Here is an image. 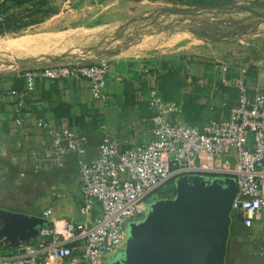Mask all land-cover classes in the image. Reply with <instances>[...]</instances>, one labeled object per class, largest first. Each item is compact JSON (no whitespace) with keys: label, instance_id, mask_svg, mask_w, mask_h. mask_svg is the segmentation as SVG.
Segmentation results:
<instances>
[{"label":"crops","instance_id":"0c3cea01","mask_svg":"<svg viewBox=\"0 0 264 264\" xmlns=\"http://www.w3.org/2000/svg\"><path fill=\"white\" fill-rule=\"evenodd\" d=\"M69 1L61 0L62 4ZM74 1H77L74 7L63 9L59 6L48 17L71 15L73 23L70 25L68 20L61 27H50L33 34V38L37 36V51L24 66L36 64L39 67L70 61L65 58L55 60L52 55L61 46L58 38L63 40L70 34L75 44L91 50L90 56L83 58L88 61L107 60V99L101 102L91 98L87 82L78 78L57 81L37 79L33 89L27 91L16 69L0 74V209L34 215L46 221L42 212L49 208L53 217L90 224L97 212L92 210L86 216L79 213L82 193L75 154L65 153L57 159L50 137L36 125V121L40 119L53 126H65L81 136L83 156L87 159L98 155V143L102 136H131V147L141 145L149 137L151 110L147 106V95L151 88H155V72H162V62H166L167 66L176 63L183 68L185 82L193 83L191 86L198 90L197 101L208 109L206 119L190 124L200 126L210 120L226 118L235 101L233 85L236 80L233 83L228 79L211 82L204 75L197 77L189 74V67L194 68L199 65L197 62L207 60L202 59V55L206 54L191 47L192 43L196 45L200 41L188 28L194 30L211 25L223 30V26L236 23L226 22L225 16L240 15L242 12L264 16V3L251 8L248 0H217L209 5H190L172 0ZM191 14L194 16L192 20L187 18ZM172 17L178 20L167 25L181 27L173 28L179 33L167 38L172 49L158 55L151 53L154 48L150 40L153 34L149 33L152 32L151 23L154 19L170 20ZM165 23L161 22L162 25ZM183 30H187L188 34ZM204 39L215 46L227 45L225 37H218L216 41ZM23 41L25 44L24 36ZM186 47L190 50H185ZM156 61L159 63L156 64ZM18 62L14 61V64ZM217 82L230 91L217 90ZM247 87L249 90L264 88V71L257 73ZM63 105L68 106L66 115L61 113V109L65 108ZM177 105L180 107V104ZM18 110L20 114H17ZM18 115L20 122L16 123ZM169 120L189 123L183 119L181 108L179 113L169 115ZM34 238L29 243L34 242L37 236ZM25 244L20 242L11 246L9 241L1 239L0 256L18 254L19 248ZM48 264L61 263L49 260Z\"/></svg>","mask_w":264,"mask_h":264},{"label":"built area","instance_id":"2783aa9c","mask_svg":"<svg viewBox=\"0 0 264 264\" xmlns=\"http://www.w3.org/2000/svg\"><path fill=\"white\" fill-rule=\"evenodd\" d=\"M17 72L27 91L37 79L78 78L87 82L91 98L107 99L109 65L104 58L27 66ZM233 86L235 101L228 116L200 126L170 121L169 115L179 113V105L163 101L151 88L147 95L149 137L131 147V136H102L98 155L90 159L83 156L81 136L38 119L36 125L50 137L57 159L75 154L82 193L79 213L86 216L96 210L97 214L85 224L53 217L46 208L42 212L46 223L38 229L36 240L23 245L18 254L0 256V264H48L49 260L101 264L122 246L127 222L142 216L148 198L159 196V188L185 174L233 177L236 193L230 214H236L240 225L256 231L264 242V88L249 90L242 79ZM15 122H20L19 115ZM259 255L264 257V244Z\"/></svg>","mask_w":264,"mask_h":264},{"label":"water","instance_id":"95a60500","mask_svg":"<svg viewBox=\"0 0 264 264\" xmlns=\"http://www.w3.org/2000/svg\"><path fill=\"white\" fill-rule=\"evenodd\" d=\"M172 186L169 196L148 198L142 216L127 222L122 246L101 264H224L236 193L233 177L185 174L175 177ZM45 223L0 209V240L28 244Z\"/></svg>","mask_w":264,"mask_h":264},{"label":"rangeland","instance_id":"374dc122","mask_svg":"<svg viewBox=\"0 0 264 264\" xmlns=\"http://www.w3.org/2000/svg\"><path fill=\"white\" fill-rule=\"evenodd\" d=\"M51 1L55 9L59 6H63V9L74 7L77 3V1L74 0H70L69 3L64 2L63 4L61 0ZM247 2L248 6H251L252 8L253 5L256 6L257 4H263L264 0H248ZM193 17L194 16L191 14V16H188L187 18L192 20ZM53 18H48L41 24L37 25V27H29L20 34H6L0 36V74L26 66H24V64H27L37 51V48L35 47L37 46V36L33 38V34L49 30L50 27H61L68 22L70 25L73 23V17L71 15L67 17L62 14L54 19ZM224 19H226V22L228 21L229 23H232L234 21L236 23L232 26H223V30H221L220 27L217 28L211 25L199 26L194 30L188 28V31L196 35L198 37L197 39L200 41L196 45L192 43L191 47H194V49L198 48L202 54H206L202 55V59L205 58L207 60L197 62L199 65H196L194 68L189 69V67L188 72L190 75L197 77L204 75L207 78V81L211 82L228 79L233 83L237 79H242L245 84L250 85V83L255 80L257 73L264 71V21H262L264 16H256L252 13L250 15L249 13L242 12L240 15L225 16ZM174 20H178L177 17H172L170 20L158 18L154 19L151 23L152 26L150 29H152V32L149 33L153 34V37L150 38V40L153 41L154 46L151 53L158 55L167 53L172 49L167 38H170L171 35L178 34L179 31L176 29L181 28L179 26L167 25L169 24L168 22L171 24ZM163 21L166 23L162 25L161 22ZM51 22H53V24H51ZM253 28L255 30H252ZM182 32L188 34L187 30H183ZM68 33L70 32L68 31ZM68 33L65 34L68 35ZM19 35L24 36L25 44L23 36L21 37ZM69 35L64 37L63 40H61L60 37L58 38L61 46L57 49V53L52 54L53 57H55L54 59H69L70 61L67 62L86 60V58L83 57H89L91 50L84 45L81 46L75 44V39ZM202 37L214 41H216V38L218 37H225L227 38V45L215 46L213 42H209ZM77 42H80L81 44L80 40ZM60 49L62 50L59 52ZM185 50L190 49L189 47H186ZM23 56L25 57L23 58ZM155 58H157L156 60L160 59V57ZM18 60H20V63ZM14 61H17L18 64L15 65ZM167 62L172 61L167 60ZM157 63L159 62L156 61V64ZM222 67H224V69H222ZM170 187L173 188L172 181L167 182L161 188V191H164L165 194H170L171 192L168 190ZM261 223H264V218H262ZM262 244V238L254 230L245 229L239 224H237L233 230L228 228L224 264L225 256L228 264H264L263 256L259 255V247Z\"/></svg>","mask_w":264,"mask_h":264},{"label":"trees","instance_id":"16d2710c","mask_svg":"<svg viewBox=\"0 0 264 264\" xmlns=\"http://www.w3.org/2000/svg\"><path fill=\"white\" fill-rule=\"evenodd\" d=\"M190 5H209L217 0H172ZM229 1V0H224ZM56 11L51 0H0V36L6 34H20L25 29L36 25L45 20ZM162 72H155V88L164 101H173L180 104L183 119L189 123H196L207 118L208 109L205 104L199 103L198 90L191 84L186 83L183 68L176 63L166 65V62L160 64ZM21 85V83H20ZM19 85V86H20ZM18 86V87H19ZM216 89L220 92L230 91L225 88L221 82L216 83ZM221 89V90H220ZM61 105L59 104L58 107ZM65 106L61 113H67ZM56 112V111H55ZM168 190L173 192V188ZM156 193L160 197L170 194L161 191L159 188ZM240 225V220L236 214H230V230ZM242 227V226H241ZM225 264L227 263L225 256Z\"/></svg>","mask_w":264,"mask_h":264}]
</instances>
